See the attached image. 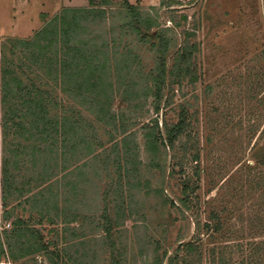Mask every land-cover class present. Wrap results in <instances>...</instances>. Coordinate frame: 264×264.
<instances>
[{
	"label": "rangeland",
	"instance_id": "1",
	"mask_svg": "<svg viewBox=\"0 0 264 264\" xmlns=\"http://www.w3.org/2000/svg\"><path fill=\"white\" fill-rule=\"evenodd\" d=\"M96 1L106 5L107 15L101 22L88 24L90 34L96 38L92 41L107 42L110 63L114 65L112 76L125 80L113 79L109 92L111 110L116 114L115 127L99 122L85 98L75 100L60 90L53 92L66 105L65 110L81 112L96 131L95 152L70 164V170L77 168L75 175L83 181L76 191L60 185L62 172L52 181L54 191H41L43 188L36 182L39 162L33 167L31 156L21 158L13 152L29 142L9 129L7 136L0 130V180L5 167L17 177V186L24 188L18 193L9 191L5 200L0 185V264L57 261L33 251L18 261L11 259L7 232L17 217L38 227L52 249H62L60 264L199 262L198 254L185 252L188 243L202 253V264H211L210 251L221 246L235 252L234 264L254 256L253 248L264 243V0H172L175 2L171 7L161 5V0H128L142 14L131 27L125 26L129 20L122 0ZM88 3L89 0H0V53L7 39L32 37L64 8L85 7ZM148 22L152 24L148 31L161 32L172 40L167 58L170 68L176 51L186 41L193 49L191 62L196 81L187 77L181 86L176 82L173 90L167 87L166 95L175 94L174 104H163L159 114L154 111L153 97H145L150 72L157 65L158 53L151 46L155 40H142L137 31L138 27L146 28ZM116 54L128 60L115 58ZM118 61L129 65L131 73L117 71ZM128 81L138 85L139 100L125 94ZM181 103L189 109L192 149L186 155L180 149H168V155L163 154V147L158 154L147 150L144 133L152 121L158 120L160 129L165 121H176ZM57 111L63 112L55 108ZM125 137L138 154L135 162L130 160L127 165L129 172L118 170V160L124 167L127 163L112 152L113 145ZM3 141L7 147H3ZM194 150L200 155L192 161ZM175 153L178 174L172 176L169 166ZM119 155L123 157L120 148ZM181 166L185 173H179ZM72 177L67 176L66 181ZM29 178L36 181L27 185ZM180 179L190 180L188 207L181 201L187 194ZM39 194L52 196L60 208L71 203L80 213L70 220L53 212L50 218L54 221L41 220L40 203L36 202ZM105 205L114 220L110 238H106L99 217ZM6 211L12 215L8 219ZM212 211L225 223L224 230L213 240L204 228ZM14 249L18 252V244ZM262 254L264 259V250Z\"/></svg>",
	"mask_w": 264,
	"mask_h": 264
},
{
	"label": "trees",
	"instance_id": "2",
	"mask_svg": "<svg viewBox=\"0 0 264 264\" xmlns=\"http://www.w3.org/2000/svg\"><path fill=\"white\" fill-rule=\"evenodd\" d=\"M122 1L125 17L129 20L125 26L131 27L133 21L140 20L142 14L128 0ZM174 2L161 0V5L171 7ZM104 6H106L104 3L89 0L88 6L85 7L64 8L59 14L48 20L32 37L7 39L0 53V130L3 129L2 133L7 136V129H9L15 135H19L29 142V144L20 146L19 149L14 148L13 152L16 155H22L21 158L31 156L34 161L33 167L39 162L38 181L29 178L25 183L30 185L36 181L38 182L37 186L43 188L41 191H54L52 181L58 179V174L61 172L63 174L60 178L63 182L60 180V185L64 186L65 190H78L83 181L79 175H75L77 168L70 170V164L95 152L94 148H96L95 139L97 138L93 137V134H96L93 124L87 122L81 112L75 114L76 111L65 110L63 107L66 105L61 104L58 96H55L53 92L60 90L59 93L71 94L75 100L79 97L85 98L91 105L90 111L94 112L99 122L115 127L116 114L111 110L109 92L114 86L113 79H117L118 82L125 80L118 76L117 78L112 76L114 65H111L109 59L112 58L110 47L105 41L99 42V44L93 43L92 40L96 38L90 34L91 30L88 26V24L105 20L107 9ZM151 28L152 24L149 23L147 26L146 23V28L138 27L137 31L142 40L147 37L155 40L151 46L158 53L157 65L150 72V83L147 86L145 97H153L154 111L159 114L163 104L164 107L174 104L175 94L166 95L167 87L171 91L174 83L178 82L181 86L183 79L187 77L195 82L196 76H194L195 70L191 62L193 49L192 46L186 44L188 41L176 51L174 64L170 68L167 58L172 40L161 32L148 31ZM118 56L119 59H124L122 54H116L115 58ZM115 68L117 71L125 72L126 75L131 73L129 70L131 67L124 65L122 61H118ZM169 77L170 79H168ZM128 82L130 84H128L125 94L129 99L139 100L140 97H136L140 91L138 85L131 81ZM169 91L168 93H171ZM55 108H60L63 112H54ZM177 108L179 109L176 113L177 120L165 121L163 129H160L158 120L152 121L144 133L147 150L158 154L163 147V154H167L168 149L173 151L180 149L181 153L186 155L192 149L189 109L182 103ZM3 145V147H7L5 141H3ZM119 148L123 154L122 158L119 155ZM112 149V152L117 154V158L124 159L127 163L125 170L118 160V170L129 172L127 165L130 160L134 163L138 154L134 152L132 146L130 148L128 137L123 138L120 144L116 142ZM199 155V151L194 150L192 161L199 159ZM172 159L169 167L171 168L170 174L174 176L179 164L176 153ZM179 173H185L182 166ZM69 175L73 177L66 181ZM119 177L121 176L119 175ZM180 180L183 192L187 194L181 198V201L185 207H188L191 202L187 192L191 188L190 180ZM16 181L17 177L12 176L10 170L4 167L0 185L5 200L9 191L18 193V191L24 190L23 187L17 186ZM41 195L39 194L40 198L36 199V202L40 203L38 214L41 220L46 218L49 222L54 221L50 218L53 212L57 216L63 214L70 220V217L76 219L80 213L79 210L73 209L71 203L60 208L58 201L56 202L52 196ZM6 213L8 214L6 219H8L11 213L8 211ZM56 215L53 216L54 219H57ZM99 217L103 221V232L106 234V238H110L114 220L107 205ZM224 224L220 220V215L212 211L204 228L213 240L224 230ZM12 225L11 231L7 232L6 241L11 259L18 261L28 252L33 251L44 257L48 256L50 261L56 259L55 264H60L62 249H52L38 227L19 217L12 221ZM17 244L18 252L14 249L15 245L17 248ZM110 246L114 249L113 241ZM195 248L192 243H188L184 250L186 253L198 254L199 262L194 264H202V253L196 252ZM263 250L264 243L255 246L253 248L254 256L241 259L239 264H264ZM1 251L3 254L5 253L3 247ZM210 253L211 264H234L233 255L235 252L229 246L213 248ZM189 264L191 263L189 262Z\"/></svg>",
	"mask_w": 264,
	"mask_h": 264
}]
</instances>
